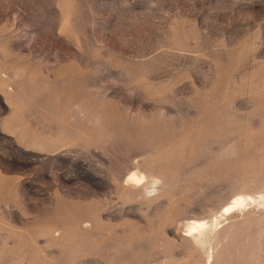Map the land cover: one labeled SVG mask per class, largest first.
<instances>
[{"label": "rangeland", "instance_id": "1", "mask_svg": "<svg viewBox=\"0 0 264 264\" xmlns=\"http://www.w3.org/2000/svg\"><path fill=\"white\" fill-rule=\"evenodd\" d=\"M0 264H264V0H0Z\"/></svg>", "mask_w": 264, "mask_h": 264}, {"label": "bare ground", "instance_id": "2", "mask_svg": "<svg viewBox=\"0 0 264 264\" xmlns=\"http://www.w3.org/2000/svg\"><path fill=\"white\" fill-rule=\"evenodd\" d=\"M129 179L137 183L141 182V179L137 177L135 174H131ZM244 203H245V200L242 196L235 197L231 203H229L228 205L224 207L223 211L225 213H229L232 210H234L236 207L242 206ZM204 226H205L204 222L192 220L188 223L187 229L190 233H195V232H199L200 230H202Z\"/></svg>", "mask_w": 264, "mask_h": 264}]
</instances>
